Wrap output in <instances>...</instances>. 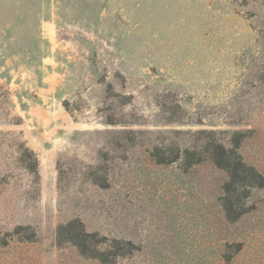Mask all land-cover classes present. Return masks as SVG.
Returning a JSON list of instances; mask_svg holds the SVG:
<instances>
[{"label":"rangeland","instance_id":"1","mask_svg":"<svg viewBox=\"0 0 264 264\" xmlns=\"http://www.w3.org/2000/svg\"><path fill=\"white\" fill-rule=\"evenodd\" d=\"M199 130L264 175V0H0V264H99L73 218L122 264H264V187L231 221L224 170L159 162Z\"/></svg>","mask_w":264,"mask_h":264},{"label":"trees","instance_id":"2","mask_svg":"<svg viewBox=\"0 0 264 264\" xmlns=\"http://www.w3.org/2000/svg\"><path fill=\"white\" fill-rule=\"evenodd\" d=\"M198 132L205 134L204 144L200 146L203 150H198L196 147L183 149L175 147L173 153L168 156L162 155L159 162H172L182 155L187 164L208 159L217 168L224 170L227 179L222 186L224 191L221 198L222 206L227 219L234 221L245 212L244 203H240V196H247L253 188L264 187V175L247 164L235 147H226L215 139L212 131ZM55 244L59 247L72 244L80 255L94 258L99 264H122L120 261L124 257L139 249V246L130 240L108 238L97 232L87 231L79 218L57 225Z\"/></svg>","mask_w":264,"mask_h":264}]
</instances>
